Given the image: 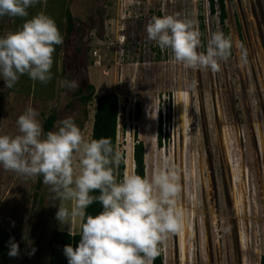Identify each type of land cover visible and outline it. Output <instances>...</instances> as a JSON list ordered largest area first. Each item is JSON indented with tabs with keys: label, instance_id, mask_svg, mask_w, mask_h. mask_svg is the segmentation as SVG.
I'll use <instances>...</instances> for the list:
<instances>
[{
	"label": "rangeland",
	"instance_id": "obj_1",
	"mask_svg": "<svg viewBox=\"0 0 264 264\" xmlns=\"http://www.w3.org/2000/svg\"><path fill=\"white\" fill-rule=\"evenodd\" d=\"M224 2L223 26L218 14H210L209 0H46L27 9V17H0L4 35L43 11L63 36L47 84L25 74L8 89L0 80V134L17 135V118L31 106L42 126L53 115L55 131L58 121L71 117L90 140L96 99L116 94L117 150L124 165L132 159L136 136L144 144L146 177L165 158L177 169L176 203L184 227L158 245L164 264H260L264 258V0ZM164 15L193 21L202 45L217 30L231 37V55L219 72L174 63L170 49L161 55L146 26L153 16ZM73 79L80 87H94L91 102L82 103L80 87H61V81ZM136 102L139 121L134 119ZM159 114L162 121L166 117L161 147ZM37 180L0 166V231L19 245V255L7 254L4 264H48L52 232H79L82 217L61 225L58 206L72 205L54 199L44 184L37 190Z\"/></svg>",
	"mask_w": 264,
	"mask_h": 264
},
{
	"label": "clouds",
	"instance_id": "obj_2",
	"mask_svg": "<svg viewBox=\"0 0 264 264\" xmlns=\"http://www.w3.org/2000/svg\"><path fill=\"white\" fill-rule=\"evenodd\" d=\"M41 3L46 0H0V17H27V9ZM146 32L159 48L171 50L174 63L187 69L219 72L233 47L231 37L220 30L202 45L193 21L178 15L153 16ZM61 44L63 36L55 20L43 11L17 30L0 35V80L8 89L25 74L33 82L47 84L55 46ZM239 47L246 63L247 50L242 42ZM60 83L69 90L80 87L75 79ZM38 117L29 106L17 118V135L0 134V166L28 178L42 177L54 199L71 204L58 206L56 219L61 225H70L72 217L84 218L78 245L63 249L68 264H151L158 245L184 227V213L176 203L177 169L165 158L150 178L126 174L118 181L114 168L122 154L109 138L85 140L71 117L45 133ZM96 191L99 195H92ZM94 202L102 210L87 215ZM8 247L10 257L19 255L14 238Z\"/></svg>",
	"mask_w": 264,
	"mask_h": 264
},
{
	"label": "trees",
	"instance_id": "obj_3",
	"mask_svg": "<svg viewBox=\"0 0 264 264\" xmlns=\"http://www.w3.org/2000/svg\"><path fill=\"white\" fill-rule=\"evenodd\" d=\"M138 2H146L147 0H136ZM218 9V12L216 11ZM209 11L210 14H218L219 22L223 26L225 20L227 19L226 7L224 0H209ZM202 20V19H200ZM74 28L73 19L70 14L67 18V30L71 31ZM202 28V26H201ZM241 35L239 34V42H242ZM80 99L82 103L86 104L92 101L94 96V87L90 84H86L84 87L78 89ZM169 117H170V106H168ZM141 107L140 103L136 102L134 106V119L139 121L141 118ZM118 115H119V99L114 93H107L100 95L95 102V111L93 114L92 128H91V139H99L101 137L109 138L117 149V137H118ZM165 115H158V125H157V144L161 147V144L166 141L165 132ZM56 121V117L53 115L48 116L43 121V130L45 133L52 131V127ZM132 160L134 164V174L146 177L145 173V151L144 144L134 138V145L132 150ZM124 161H120L119 165L114 168V175L119 181L124 176ZM43 178L38 177L36 189H40L43 184ZM92 195H99V192H93ZM36 198V194H34ZM102 210L101 204L99 202H94L86 209L87 215L95 216ZM84 223V218L82 217L80 222L79 232L76 234H70L67 232H61L54 230L51 235L52 248L50 250V257L48 264H68V260L64 255L63 249L66 245H72L74 248L78 245L80 239L81 225ZM11 238V234L6 231H0V264H4L7 260L8 254V241ZM151 264H164L163 256L161 253V247L158 246V255L151 262ZM260 264H264V258H261Z\"/></svg>",
	"mask_w": 264,
	"mask_h": 264
},
{
	"label": "bare ground",
	"instance_id": "obj_4",
	"mask_svg": "<svg viewBox=\"0 0 264 264\" xmlns=\"http://www.w3.org/2000/svg\"><path fill=\"white\" fill-rule=\"evenodd\" d=\"M133 170V160L129 157V160L125 162L124 175L131 174Z\"/></svg>",
	"mask_w": 264,
	"mask_h": 264
},
{
	"label": "built area",
	"instance_id": "obj_5",
	"mask_svg": "<svg viewBox=\"0 0 264 264\" xmlns=\"http://www.w3.org/2000/svg\"><path fill=\"white\" fill-rule=\"evenodd\" d=\"M160 52H161V55H164L165 53V51L164 50H162L161 48H160ZM94 55H96V52H94Z\"/></svg>",
	"mask_w": 264,
	"mask_h": 264
},
{
	"label": "crops",
	"instance_id": "obj_6",
	"mask_svg": "<svg viewBox=\"0 0 264 264\" xmlns=\"http://www.w3.org/2000/svg\"><path fill=\"white\" fill-rule=\"evenodd\" d=\"M71 16V15H70ZM72 18V17H71Z\"/></svg>",
	"mask_w": 264,
	"mask_h": 264
}]
</instances>
